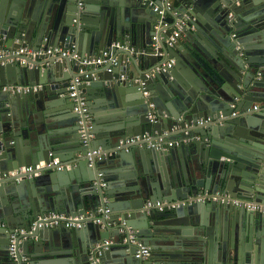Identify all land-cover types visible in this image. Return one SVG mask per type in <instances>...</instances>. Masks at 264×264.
<instances>
[{
    "label": "water",
    "instance_id": "obj_1",
    "mask_svg": "<svg viewBox=\"0 0 264 264\" xmlns=\"http://www.w3.org/2000/svg\"><path fill=\"white\" fill-rule=\"evenodd\" d=\"M26 45L76 51L13 54ZM3 49L0 264H264L245 245L264 214L214 199L264 202V0H0ZM48 213L82 227L40 225Z\"/></svg>",
    "mask_w": 264,
    "mask_h": 264
},
{
    "label": "built area",
    "instance_id": "obj_2",
    "mask_svg": "<svg viewBox=\"0 0 264 264\" xmlns=\"http://www.w3.org/2000/svg\"><path fill=\"white\" fill-rule=\"evenodd\" d=\"M157 9V7H156ZM182 34V25H178L176 30L173 32V34L168 37L167 39V45L168 46H174L178 39L180 38ZM153 39H157L156 36L153 37ZM155 48H157V44L154 45ZM134 50V49H132ZM75 48L74 46L70 47V48H62V47H49L47 50H43V49H36L33 48L31 46H23L20 47L19 49H17L16 51L13 52V54H26L29 57H35L37 55L40 54H50V55H55V56H59V57H66L69 56L71 54L75 53ZM74 52V53H73ZM144 53L146 52V50H142L140 51V53ZM11 51L7 50V49H3L0 50V58L3 57L4 55H10ZM109 55V51L108 50H104L100 55L96 56V57H87L83 60V63L86 65H91V64H95V65H99V64H103L107 61V56ZM74 57H77V55H75ZM18 60H20L19 58H17ZM22 63H26V59H21ZM173 65V60L169 61L167 63L168 67H171ZM81 83L80 78H75L71 81L70 86H69V91H70V96L75 98L78 102L77 106L75 107L76 110L81 109V107H84L86 105V101L84 99V97H80V95H78V85ZM37 88V87H35ZM14 90H21L22 88L20 86H15L13 87ZM29 87L26 88V90H28ZM151 106H153L154 104L151 103ZM259 105H254V109H258ZM153 116V115H152ZM200 122H204V120H200ZM144 138H148V135H144ZM141 139L139 138V136L136 137H130L127 139L128 143H134L137 141H140ZM175 144V142H170L169 145L173 146ZM162 145L158 144V148H161ZM48 165H54L57 166L58 169H62L64 166L62 164H60L58 159H55L54 161L50 162ZM39 170V166L34 167L33 165H29V166H22L17 170H13L11 173L13 175L17 174V173H32ZM215 200L220 201L224 204H231L234 205L236 207H241L247 210H253V211H259L261 213L264 214V202H253V201H247L244 200L242 198H231L226 194H218L217 197H214ZM180 204L179 201H168V200H148L145 203V206L147 208H157L159 210H165V209H169L172 210L174 208H176L178 205ZM102 210V209H101ZM106 212H108L109 210L106 209ZM80 216H67V215H63V214H56V213H51V214H46L44 216L41 217L40 219V225H42L41 222L47 221L46 225H50V226H55L58 225L60 223H65L67 226L69 227H74V226H81V220H80ZM21 233H25V229H21L20 230ZM107 243H109L107 241ZM15 244H16V238L14 235L11 236V253L14 254L15 253ZM151 254V249L148 245H140V248L138 249L136 256L140 257V258H147L149 257ZM16 264H20V263H16ZM92 264H101L99 263L98 260H92ZM105 264H109V263H105Z\"/></svg>",
    "mask_w": 264,
    "mask_h": 264
},
{
    "label": "crops",
    "instance_id": "obj_3",
    "mask_svg": "<svg viewBox=\"0 0 264 264\" xmlns=\"http://www.w3.org/2000/svg\"><path fill=\"white\" fill-rule=\"evenodd\" d=\"M184 34H183V30H182V34H181V36H180V38L178 39V41H177V43L175 44L176 46H178V47H180L181 46V41H183V40H186V38L184 39ZM155 44H157V43H155ZM154 44V45H155ZM29 46V45H28ZM157 47H158V44H157ZM141 51V50H140ZM139 51V52H140ZM20 60H21V58H19ZM87 69V67L86 66H83L82 68H80V72L82 73V72H85V70ZM141 72V71H140ZM140 72H138V74H140ZM15 91V90H14ZM80 97H82V96H80ZM85 99V98H84ZM76 100V99H75ZM77 101V100H76ZM85 101H86V99H85ZM86 103H87V101H86ZM254 105H260L259 103H255ZM260 108V106L258 107V109ZM254 110V109H253ZM57 159V158H56ZM20 168V167H19ZM18 168V169H19ZM15 170H17V169H15ZM12 172V171H11ZM17 174H21V173H17ZM218 194H221L220 192L218 193ZM223 194V193H222ZM209 196H211V195H209ZM208 196V197H209ZM236 198H241V197H236ZM243 199V198H242ZM11 200H12V198H11ZM245 200V199H244ZM247 200V199H246ZM247 201H250V200H247ZM220 202V201H219ZM253 202H259V201H257V200H253ZM11 203V202H10ZM222 203V202H221ZM224 204V203H223ZM51 214V213H50ZM46 215V214H45ZM63 215H65V214H63ZM42 216H44V215H42ZM41 216V217H42ZM68 216H72V215H68ZM41 217H40V219H41ZM242 224H243V222H242ZM240 224V226H239V229H240V234H242V233H244L245 232V224ZM240 242H242V241H240ZM245 245H247V246H250L249 247V254L250 255H255L256 254V252H258L259 253V250H262V252H264V238H262L261 239V242H258V241H256V239L253 237V239H252V241H249V239H247L246 241H245ZM247 250H248V248H247Z\"/></svg>",
    "mask_w": 264,
    "mask_h": 264
},
{
    "label": "clouds",
    "instance_id": "obj_4",
    "mask_svg": "<svg viewBox=\"0 0 264 264\" xmlns=\"http://www.w3.org/2000/svg\"><path fill=\"white\" fill-rule=\"evenodd\" d=\"M12 174V173H11ZM16 175V174H15ZM109 210V209H108ZM48 214H50V213H48ZM56 214H60V213H56ZM65 215H67V214H65ZM68 216V215H67ZM66 225V224H65ZM50 226V225H49ZM67 226V225H66ZM69 227V226H68ZM74 227H78V226H74ZM79 227H82V225L81 226H79Z\"/></svg>",
    "mask_w": 264,
    "mask_h": 264
}]
</instances>
